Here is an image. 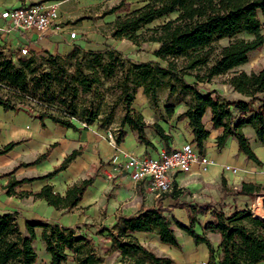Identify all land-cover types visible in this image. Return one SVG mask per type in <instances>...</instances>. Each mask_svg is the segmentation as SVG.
I'll list each match as a JSON object with an SVG mask.
<instances>
[{
  "label": "trees",
  "instance_id": "1",
  "mask_svg": "<svg viewBox=\"0 0 264 264\" xmlns=\"http://www.w3.org/2000/svg\"><path fill=\"white\" fill-rule=\"evenodd\" d=\"M115 13L116 19L109 24L111 35L115 39H127L137 46L158 43L154 55L166 65L158 60H134L109 45L105 50L87 52L75 46L65 56L46 51L49 54V69L46 70L37 63L36 55L14 60L0 47V105L5 110L25 109L37 114L42 121L50 118L74 129L78 128L75 119L80 118L83 125L88 127L97 122L99 113L80 112L76 103L79 95L91 92L103 79H114L120 74L116 86L120 91L118 100L123 106L124 115L115 137L118 144L125 141L128 134L125 127H129L139 143L155 147L147 134V129L152 128L165 147H171L172 135L158 122L147 123L144 114L134 107L140 88H143L154 108L159 107V92L168 88L172 94L180 90L190 96L188 108L177 116V120H187L193 142L201 153H204L205 141L210 135L204 122L206 113L210 111L213 128L221 130L218 148L224 146L228 136H233L247 160L262 165L244 128L251 127L258 142L264 145V66L250 73L235 72L229 78L230 86L244 99L229 100L222 97L219 91L203 86L246 64L250 53L262 48L264 0H143L135 7L128 0H121L105 11V14ZM162 18L167 20L150 26ZM243 33L252 38H238ZM225 39L233 40L227 45L217 46ZM81 51L83 57L77 59L75 73L69 75L65 65L60 62L76 58ZM200 89L206 93L203 94ZM26 99L35 101L39 108L24 106ZM175 107V104L165 106L169 116L174 115ZM99 124L108 128L107 124ZM18 143L13 141L0 148V155L8 153ZM50 151L51 148L35 161L20 166L38 164L49 156ZM77 154L74 151L68 155L46 175L21 179L10 177L4 187L5 193L21 197L31 194L35 198L45 199L59 210H72L93 185L96 174L69 186L64 196L54 193L51 185H45L36 193H18L16 188L37 179L55 176L65 170ZM16 169L7 175H13ZM223 191L225 195H247L254 199L264 191V186L243 182L239 188L232 190H226L223 186ZM171 194L175 196V190ZM219 204L209 205L207 210L211 209L212 219L204 224L199 221L197 211H193L189 205H186L188 225L171 215L172 211L159 206L143 209L129 217H120L113 227H103L100 234L107 232L111 247L120 254L121 264H173L171 257L158 255L143 245L136 234L156 233L162 243L182 250L174 227L189 235L196 245H207V264L263 262L264 218L256 216L248 206L225 212L217 207ZM39 231L45 250L51 256L50 264H64L71 257L76 264L106 262V254L100 252L87 232L82 231V225L68 227L57 222L33 219L27 222L23 231L17 212H0V264H39L35 246ZM210 232L220 235L218 248L213 246L208 236Z\"/></svg>",
  "mask_w": 264,
  "mask_h": 264
},
{
  "label": "crops",
  "instance_id": "2",
  "mask_svg": "<svg viewBox=\"0 0 264 264\" xmlns=\"http://www.w3.org/2000/svg\"><path fill=\"white\" fill-rule=\"evenodd\" d=\"M95 2H99V0H0V47H3L9 56L15 58L20 57L19 52L22 47H27L31 54L50 51L64 55L74 49L76 42H80L79 45L87 50L101 49L104 43L109 44L107 38L110 36L104 32L103 25L113 22L117 14H105V11H96L94 14L87 12L86 7ZM24 5H36L42 8L57 6L59 20L54 26L43 32L35 29L14 28L9 20L2 17V13L7 9ZM70 27H76L77 31L69 30ZM73 31L77 33L75 38L70 36ZM82 33L87 35L85 37L87 40L76 41ZM148 60H157V57L156 59L150 57L142 61ZM144 111L145 116L153 117L154 111L151 107L146 105ZM182 122L186 127L183 130H181L183 126H180ZM204 122L210 135L205 141L202 154L209 156L216 163L210 166L207 171H203L198 164H195L189 173H175V196L170 193L165 197L162 195L158 197L148 193L144 183L134 182L125 173L116 174L114 177L109 176L112 173L111 159L119 150L136 155H157L158 149L165 145L152 128L147 129V134L155 147H146L139 143L136 134L129 127H125L128 133L125 141L118 144L115 139L117 132L101 127L99 121L88 127L74 121L78 127L74 129L62 126L50 118H45L42 121L37 114L25 109L5 110L0 105V148L13 141L19 142L11 151L0 155V212H17L18 223L23 231H25L28 221L43 219L68 227L82 225V231H87V234L90 233V230L100 232L103 227H113L120 217H129L143 209L159 206L172 211L171 215H175L186 225L189 224L186 205H189L193 211H197V217L202 224L212 219L211 209L207 210L209 205H215L218 202L221 204L217 207L225 212L236 207L248 206L253 213L257 208L264 214V191L257 194L254 199L247 195H225L223 191V186L226 190H232L239 188L243 182L264 186V145L258 142L255 131L249 126L244 128L251 146L263 163L262 165L247 160L246 156L239 151L238 141L233 136H228L224 146L219 149L217 142L221 130L213 128L210 111L206 113ZM147 123L154 122L147 121ZM181 123L178 124L175 131H171V147H178L187 141H193L194 137L187 120L181 121ZM149 129L152 130V136L148 133ZM49 148H51L50 154L42 162L20 166L22 163L35 161ZM74 151L78 154L65 170L53 177L37 179L16 188L18 193H36L45 185H51L54 193L64 196L69 186L96 174L93 185L86 190L81 201L72 210L67 212L59 210L51 206L45 199L35 198L31 194L21 197L5 193L4 187L8 184L10 177L21 179L46 175ZM225 164L238 167L239 172L233 174L224 171L223 165ZM14 169L16 171L13 175H7ZM260 199L261 204H259ZM180 205L185 207H179ZM174 228L177 230V227ZM40 235L41 231L38 232V238ZM95 235L96 233L91 237L94 238ZM136 236L143 245L155 252L160 249L161 252L157 253L158 255L171 253L169 257L174 260L173 264H207L208 262L209 249L207 245L205 243L196 245L192 238L188 239L192 249L190 252H185L182 243V250L170 251L168 248L170 245L162 243L156 233L139 232ZM208 236L213 246L218 248L220 235L210 232ZM95 244L102 251L98 243L95 242ZM111 246L112 243L109 247ZM105 257V264H111L107 255ZM47 259L50 264L49 253H47ZM117 263L121 264L120 261ZM260 264H264V261Z\"/></svg>",
  "mask_w": 264,
  "mask_h": 264
},
{
  "label": "rangeland",
  "instance_id": "3",
  "mask_svg": "<svg viewBox=\"0 0 264 264\" xmlns=\"http://www.w3.org/2000/svg\"><path fill=\"white\" fill-rule=\"evenodd\" d=\"M121 0H99V2H95L93 5L86 7L87 12L94 14V12L98 11H106L109 10L111 7L117 5L120 3ZM128 2H131L132 6H138L140 5L143 0H128ZM104 7V8H103ZM90 16V15H89ZM167 18H162L160 20L155 21L152 25L154 26L156 24L163 23ZM261 21L263 24L262 32L264 34V17L261 16ZM73 24V23H72ZM104 32L106 34H109L110 36L107 38L109 41L108 43H104V46L101 49L97 50H105L108 49V45L111 47L116 48L117 50L122 51L125 55H128L130 58L134 60H146L148 58L156 59L154 55V50L158 48V44L155 43H145L142 46H136L131 41L127 39H115L111 35V28L109 24L103 25ZM69 30H76V27H70ZM79 35V34H78ZM87 35L82 33L76 39L78 40H87L85 37ZM238 38H252L251 35H248L246 33L240 34ZM231 40L233 39H225L217 43V46H223L227 45ZM80 42H76L75 46H80L83 51H89L85 49L83 46L79 45ZM6 52V51H5ZM7 53V52H6ZM52 54H59V53H52ZM7 55H9L7 53ZM32 55H36V61L39 65H41L42 69H49L48 60L49 57L47 55L46 51L34 53ZM64 55V54H61ZM65 56V55H64ZM83 57L82 51L77 54V57L68 61L60 62L61 64L65 65V69L68 71L69 75H72L75 73V67L77 65V59H81ZM158 61L162 63V65H166L164 61H161L157 58ZM264 66V45L259 50L253 51L249 55V61L241 65L239 67H236L232 71L216 77L212 83L206 84L203 87L207 89H215L219 91V93L222 95V97L227 98L229 100H237V99H244L245 97L236 92L228 83L229 78L235 73L239 71H246L248 73L253 71H259ZM120 74H117V77L114 79H103L101 84H97L94 87V90L87 93H81L79 95V98L77 99V107L80 112H87L90 113L92 111H97L99 113L98 120L100 123L107 124L108 128L112 130V132H117L118 128L120 126V121L122 116L124 115L123 106L118 100L120 91L118 87L116 86V82L120 76ZM200 92L205 94V90L200 89ZM190 101V96L186 93L178 90L176 93H171L168 88H164L159 92V107L154 108L150 102L148 97L144 94L143 88H140L136 100L134 102V107L141 111L144 114V117L146 121L149 122H158L160 123L166 132L171 134V131H175L176 128H178V124L181 123L177 120V116L184 112L188 108V102ZM167 104H175V112L173 116H169L165 110V106ZM36 102L31 99H26L24 106H35L36 108ZM151 107V109L154 111V115L152 118L145 116V106ZM39 108V107H38ZM78 119H75L79 123L83 124L82 121ZM205 119V117H204ZM183 126V122L180 124V126ZM186 127L183 126V129ZM149 135L152 134V130L149 129ZM172 135V134H171ZM84 229V228H83ZM178 238L180 242L184 246L185 252H190L192 249L191 242L188 239H191L189 235H187L185 232L181 231L177 228ZM87 232V231H86ZM95 237L93 238L95 242L98 243L99 247H101L100 252L107 255L109 259V263L111 264H118L120 254L119 252H116L112 247L110 246L111 239L108 234L101 235L100 232H96V230H90V233H88V236L91 237V235L95 234ZM40 234V233H39ZM192 241V240H191ZM193 243V242H192ZM35 246L39 255V264H49L47 259V253L45 251L44 245L42 241L40 240V237L35 241ZM170 251H178L175 248H171L168 246ZM160 249H157L158 254H160ZM171 254V253H169ZM169 254L165 256H170ZM66 264H76L73 257L67 261Z\"/></svg>",
  "mask_w": 264,
  "mask_h": 264
},
{
  "label": "built area",
  "instance_id": "4",
  "mask_svg": "<svg viewBox=\"0 0 264 264\" xmlns=\"http://www.w3.org/2000/svg\"><path fill=\"white\" fill-rule=\"evenodd\" d=\"M2 17L9 20L12 27L18 29H35L43 32L54 26L59 20L57 6L42 8L36 5L17 6L5 10ZM75 38V31L70 33ZM20 57L32 56L27 47H22ZM17 60L19 57H13ZM110 136H112L110 134ZM216 162L209 156L202 154L193 141H187L178 147L158 149L157 155H136L130 152L119 150L111 159L112 173L127 174L134 182L144 183L148 193L161 196L174 191L175 173H189L193 166L198 164L203 171L214 165ZM223 170L237 174L239 168L230 164L223 165Z\"/></svg>",
  "mask_w": 264,
  "mask_h": 264
},
{
  "label": "bare ground",
  "instance_id": "5",
  "mask_svg": "<svg viewBox=\"0 0 264 264\" xmlns=\"http://www.w3.org/2000/svg\"><path fill=\"white\" fill-rule=\"evenodd\" d=\"M259 204H261V199L259 200ZM254 214L256 216H258V217H263L264 216L263 212L261 210L257 209V208L255 209Z\"/></svg>",
  "mask_w": 264,
  "mask_h": 264
}]
</instances>
